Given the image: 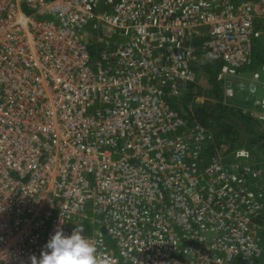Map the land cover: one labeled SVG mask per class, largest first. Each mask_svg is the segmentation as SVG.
Returning <instances> with one entry per match:
<instances>
[{
    "label": "built area",
    "instance_id": "2783aa9c",
    "mask_svg": "<svg viewBox=\"0 0 264 264\" xmlns=\"http://www.w3.org/2000/svg\"><path fill=\"white\" fill-rule=\"evenodd\" d=\"M256 18L249 0H0V264L58 226L99 264H264V161L175 104L209 64L230 105L249 70L240 110L264 129Z\"/></svg>",
    "mask_w": 264,
    "mask_h": 264
},
{
    "label": "trees",
    "instance_id": "16d2710c",
    "mask_svg": "<svg viewBox=\"0 0 264 264\" xmlns=\"http://www.w3.org/2000/svg\"><path fill=\"white\" fill-rule=\"evenodd\" d=\"M256 62L258 64L264 63V54L255 55V63ZM200 70L207 73L208 82L212 88V95L215 98L216 104L202 105L196 107L194 112L191 111V113H188L190 102L196 101L198 93H200V89L197 88L196 84H191L188 87L187 92L181 97L183 112L185 110L182 115L187 120H192L193 118H195L210 131L211 122H224L220 132L221 136L230 139L233 146L237 144L240 134L247 132L251 136L247 143L248 147L260 146L264 148V129L258 123H256L255 120L242 114L240 108L232 104H224L223 92L216 80V68L208 64L203 65ZM177 109L179 110V107H177ZM214 135L218 141L223 140V138L219 136V134L216 133ZM235 264L246 263L243 261H237Z\"/></svg>",
    "mask_w": 264,
    "mask_h": 264
},
{
    "label": "rangeland",
    "instance_id": "374dc122",
    "mask_svg": "<svg viewBox=\"0 0 264 264\" xmlns=\"http://www.w3.org/2000/svg\"><path fill=\"white\" fill-rule=\"evenodd\" d=\"M253 3L256 9V25L257 28L262 33V38L260 41H257L256 43V49H255V55H263L264 54V0H249ZM83 39L86 43H88L89 46H93L97 44L99 32L95 30L92 27V24L88 25L86 29L83 31L82 34ZM263 44V45H261ZM263 46V48H262ZM262 64V63H261ZM260 65L257 62L255 63L254 68H257ZM203 67V66H202ZM242 75H239L238 77L231 80L232 89L234 92V96L229 100V103L232 105H235L238 108L246 107L250 104V99L248 97V79L250 76V71H244L241 73ZM198 84L196 85L198 89H200V93H198V96L196 98V101H191L189 104L188 113L194 112L196 107L202 106V105H210V104H216L215 98L212 95V88L208 82V76L205 71L200 70V74L198 76ZM263 81H264V74H262ZM197 93V90H196ZM181 98L177 99L175 104L177 107H179V111L181 113L183 112V104L181 102ZM224 122H211V132L213 134H219L221 136V128L223 126ZM223 138L222 141L223 144H225V149H230L233 147H246L250 148L251 152H253L254 156L256 157L259 162L264 161V148L260 146H250L248 147V141L251 137L247 132L241 133L238 137V142L236 145L233 146L230 139L227 137L221 136ZM233 146V147H232Z\"/></svg>",
    "mask_w": 264,
    "mask_h": 264
},
{
    "label": "clouds",
    "instance_id": "9594fccd",
    "mask_svg": "<svg viewBox=\"0 0 264 264\" xmlns=\"http://www.w3.org/2000/svg\"><path fill=\"white\" fill-rule=\"evenodd\" d=\"M83 231V228L74 227L70 234H66L58 226L39 256L29 257L30 264H99L97 249Z\"/></svg>",
    "mask_w": 264,
    "mask_h": 264
},
{
    "label": "crops",
    "instance_id": "0c3cea01",
    "mask_svg": "<svg viewBox=\"0 0 264 264\" xmlns=\"http://www.w3.org/2000/svg\"><path fill=\"white\" fill-rule=\"evenodd\" d=\"M261 45H263V44H261ZM262 48H263V46H262ZM256 49V48H255ZM261 64V63H260Z\"/></svg>",
    "mask_w": 264,
    "mask_h": 264
}]
</instances>
